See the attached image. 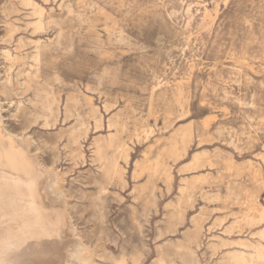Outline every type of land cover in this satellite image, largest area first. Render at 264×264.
Instances as JSON below:
<instances>
[{
	"label": "rangeland",
	"instance_id": "374dc122",
	"mask_svg": "<svg viewBox=\"0 0 264 264\" xmlns=\"http://www.w3.org/2000/svg\"><path fill=\"white\" fill-rule=\"evenodd\" d=\"M0 113L63 264L54 192L88 264L264 261V0H0Z\"/></svg>",
	"mask_w": 264,
	"mask_h": 264
},
{
	"label": "bare ground",
	"instance_id": "6f19581e",
	"mask_svg": "<svg viewBox=\"0 0 264 264\" xmlns=\"http://www.w3.org/2000/svg\"><path fill=\"white\" fill-rule=\"evenodd\" d=\"M4 83L10 85L9 82ZM4 83L2 85L7 90ZM1 134L0 130V264H53L55 261L63 264L52 233L53 226L50 218L54 219L53 215L37 209L36 204L27 198L21 197L23 200L20 202V195L16 192L19 189L10 185V182H21L22 175H30L24 170L26 160L29 158L37 160L31 156L29 149L22 141L10 135L7 137L5 132H3L4 138ZM24 145L29 152L20 150ZM37 163L40 165L38 161ZM41 168L57 178L49 170H45L42 166ZM8 182L10 184H7ZM53 195L57 204L53 203L51 207L53 210H62L67 222L68 239L72 242L68 244L72 247V259L78 264H88L86 257H79V249L83 247L73 239V228L69 225L59 194L54 192ZM61 229V226L58 227L60 233ZM260 264H264V261Z\"/></svg>",
	"mask_w": 264,
	"mask_h": 264
}]
</instances>
